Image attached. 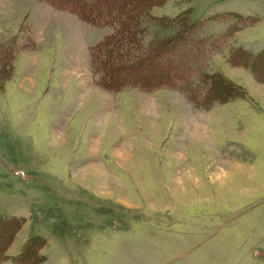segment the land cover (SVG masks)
Masks as SVG:
<instances>
[{"label": "rangeland", "instance_id": "1", "mask_svg": "<svg viewBox=\"0 0 264 264\" xmlns=\"http://www.w3.org/2000/svg\"><path fill=\"white\" fill-rule=\"evenodd\" d=\"M188 11L195 60L166 81L144 57L174 27L141 25L112 68L94 49L111 26L0 0V40L16 38L0 51V216L15 231L0 264H264V103L246 88L264 82L230 60L264 48V0L152 15ZM230 70L242 93L220 96L207 73Z\"/></svg>", "mask_w": 264, "mask_h": 264}, {"label": "trees", "instance_id": "2", "mask_svg": "<svg viewBox=\"0 0 264 264\" xmlns=\"http://www.w3.org/2000/svg\"><path fill=\"white\" fill-rule=\"evenodd\" d=\"M46 1L51 4L53 8L57 10L68 11L76 15L81 21L87 22L88 24L96 26H100L101 24L112 27V32L104 35L101 41L98 42L97 45H94V49L98 46L100 47L98 50V56H100L101 60H103L105 63L107 62L106 64H108V66L111 65L112 68H119L123 65L119 60H121V54L124 52L123 48H127L128 44L134 45L135 41L132 40V37L135 38L134 30L140 28L141 25L143 26L147 23H151V21H155L154 23L158 24L159 26L165 25L169 28H176L172 33L162 36L158 41H155L154 48L150 50L148 54H146V56L144 55V60H146V64L148 65L147 68L151 73L160 68L162 70L163 77H166V81L173 79V70H179L177 74L178 76H186L188 73L184 68L185 60L187 62L189 55L193 58V61L195 60V57L192 54V50L190 48L192 44L188 43V46H185V43L182 44L181 40H179L183 39L185 35L194 36L196 32L195 29H197L198 27L197 24H195L194 22L191 23L189 21V11L187 13L183 12L176 17H169L165 15L157 17L152 15V9L155 6L164 3L166 0H117V3L119 2V5L113 4V1L115 2L116 0H107L104 6L107 11L100 10L102 9V5L99 2L100 0H81L78 2L75 1L68 3L60 0ZM108 12L112 13L113 15H109ZM115 18H119L120 22V24L116 28L111 24L113 20L116 21ZM178 26L179 29L181 27L183 30L180 31L179 29H177ZM1 39L3 40H0V51H3V59H5L7 53L12 52L13 54V51L15 53L14 46L16 44V38H13V40L10 41H7L10 39L9 37ZM2 44L3 46H1ZM178 47L180 48V50L174 52V50H176ZM94 49H92V51H94ZM167 52L171 53L167 55ZM165 53L166 56L162 60L157 62L155 61L158 55H163ZM231 55L232 56L230 57V60H232V63L242 64L243 66L248 68L259 81L264 82V48L258 53H251L246 49L238 48L236 50H233ZM92 58L96 67V52L93 53ZM237 58H239V60H237ZM240 60H242L243 62H241ZM131 63L129 62V64ZM181 71H184L185 73H182ZM154 75L156 74L154 73ZM207 76L209 80H211L210 86L214 84L217 89L216 91L220 93V96L222 95V93L224 94L222 96H231L233 94L235 96L236 94L242 93V87L224 75L216 72L211 74L207 73ZM113 78L115 77L113 76L111 80ZM164 78H162V80ZM162 84V82L159 83V85ZM119 87H121V84ZM12 228L14 229L13 225L9 224L7 219H4L0 216L1 258L6 255L4 254V248L10 243L12 236L13 238L15 236V231H13ZM33 248H35V244L33 242H30L22 250V253Z\"/></svg>", "mask_w": 264, "mask_h": 264}, {"label": "crops", "instance_id": "3", "mask_svg": "<svg viewBox=\"0 0 264 264\" xmlns=\"http://www.w3.org/2000/svg\"><path fill=\"white\" fill-rule=\"evenodd\" d=\"M10 36H13V35H10ZM245 49V48H244ZM247 50V49H246ZM249 51V50H248ZM233 68H236V66H233ZM244 71V70H243ZM245 71H246V69H245ZM244 71V73H246ZM247 71H250L249 69H247ZM251 72V71H250ZM252 73V72H251ZM253 74V73H252ZM231 77H230V76ZM229 77L228 76H226V77H228L229 79H231L232 81H234L235 83H237V81H235L233 78H236L234 75H235V72L232 74V70H230V73H229ZM237 79V78H236ZM242 79V78H241ZM237 80H239V79H237ZM238 84H240V83H238ZM247 85H246V88L248 89V91L251 93V95H252V97L254 98V100H255V98L257 97V95H258V97H260L261 98V100H262V102L264 103V92H261V90H260V88L259 87H255V86H253V87H251V85H249L248 83H246ZM249 87H251V89H249ZM207 118V117H206Z\"/></svg>", "mask_w": 264, "mask_h": 264}]
</instances>
